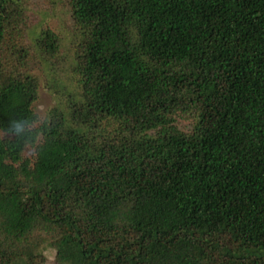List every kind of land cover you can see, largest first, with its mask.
Masks as SVG:
<instances>
[{
  "label": "trees",
  "instance_id": "16d2710c",
  "mask_svg": "<svg viewBox=\"0 0 264 264\" xmlns=\"http://www.w3.org/2000/svg\"><path fill=\"white\" fill-rule=\"evenodd\" d=\"M67 5L0 0V264H264V0Z\"/></svg>",
  "mask_w": 264,
  "mask_h": 264
},
{
  "label": "rangeland",
  "instance_id": "374dc122",
  "mask_svg": "<svg viewBox=\"0 0 264 264\" xmlns=\"http://www.w3.org/2000/svg\"><path fill=\"white\" fill-rule=\"evenodd\" d=\"M31 5L35 10H38L42 14L45 27H49L58 32H64L70 29L72 20L68 11V0H30ZM28 36V35H27ZM64 64V63H63ZM34 72H36L41 78V84L39 87V97L34 103V110L39 115L40 119L46 118L50 109L60 102L61 88L58 87L51 76V72L44 65L40 64L38 60L32 62ZM65 66V67H64ZM63 69L59 67L58 79L61 84L67 85L69 80L68 74L65 68L68 66L64 64ZM60 85V84H59ZM176 124L184 131L189 132L192 130L193 119L187 116L179 115L176 117ZM32 155V148H28L26 156ZM43 252L47 257L45 264H57L56 252L49 246H44Z\"/></svg>",
  "mask_w": 264,
  "mask_h": 264
}]
</instances>
